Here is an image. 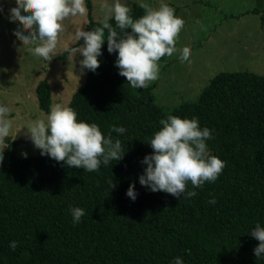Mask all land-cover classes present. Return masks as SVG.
<instances>
[{"label": "trees", "instance_id": "obj_1", "mask_svg": "<svg viewBox=\"0 0 264 264\" xmlns=\"http://www.w3.org/2000/svg\"><path fill=\"white\" fill-rule=\"evenodd\" d=\"M85 4L83 30H91L104 18L93 19L90 0ZM129 6L134 19L144 14L138 2ZM108 22L115 27L110 17ZM101 52L99 66L95 72L85 69L84 83L67 106L77 120L96 123L102 134L123 126L124 134L111 136L120 139L124 155L88 172L40 153L16 156L18 140L6 137L0 264H169L176 256L184 264H264L252 252L258 241L248 234L257 222L264 227V74L218 72L196 100L166 113L150 84L133 89L118 74L116 54L106 51V42ZM35 94L38 107L49 112L45 79L36 83ZM168 115L195 116L200 126L213 129L210 154L225 161L216 181L196 188L194 197L151 192L137 180L145 167L142 158L152 151L148 141ZM129 183L137 193L134 201L125 195ZM191 188L189 182L186 190ZM211 197L215 204L208 203ZM73 206L85 212L75 225L68 211ZM11 240L18 241L15 251L8 248Z\"/></svg>", "mask_w": 264, "mask_h": 264}, {"label": "clouds", "instance_id": "obj_2", "mask_svg": "<svg viewBox=\"0 0 264 264\" xmlns=\"http://www.w3.org/2000/svg\"><path fill=\"white\" fill-rule=\"evenodd\" d=\"M144 14L133 18L131 7L121 0H112L107 8L108 15L91 30L76 29L74 40L77 47H65L64 52L79 54L81 69L95 72L100 64L101 47L106 42V51L115 52L114 66L133 89L147 88L149 83L159 78L161 57L178 53L181 63L189 61V46L177 48L178 34L184 26L183 18L175 15V10L165 0L159 6L150 7L143 0H137ZM23 9V11H22ZM8 19L18 20L13 28L22 46L33 56L45 62L57 55L59 35L64 31V20L69 17L84 16L87 12L85 0H15L8 9ZM114 21L113 27L108 21ZM119 29V31H117ZM24 30H27L26 32ZM105 30L107 35L105 36ZM9 105L0 101V162L8 148L6 137L11 130L8 118ZM77 113L67 105L54 104L42 119L34 120L27 128L29 139L41 156L47 155L57 162L63 161L70 168L84 171H98L101 165L119 161L124 155L121 141L113 138L111 132L124 134L123 126H113L109 134H102L96 123L77 120ZM159 127L148 141L152 149L145 154L141 163L145 165L137 180L151 192L162 191L178 200L183 196L197 195L195 189L205 182L213 183L225 167V161L210 154L207 141L213 138L214 130L200 126L197 117L181 118L168 115L158 121ZM26 158L27 153L21 152ZM190 182L192 188L186 190ZM107 188L113 187L109 178ZM125 195L136 199L134 185L129 183ZM215 204V197L208 200ZM73 225L80 223L84 209L69 208ZM258 241L252 249L258 258H264V227L260 223L248 233ZM18 241L11 240L8 248L12 251ZM169 264H184L180 256L173 257Z\"/></svg>", "mask_w": 264, "mask_h": 264}, {"label": "rangeland", "instance_id": "obj_3", "mask_svg": "<svg viewBox=\"0 0 264 264\" xmlns=\"http://www.w3.org/2000/svg\"><path fill=\"white\" fill-rule=\"evenodd\" d=\"M15 0H0V101L9 105L11 121L9 136L17 139L16 156L40 153L29 139L27 128L48 112L37 104L35 86L39 80L49 83L51 103L67 105L71 94L85 78L79 54L64 52L65 47L82 44L74 33L84 27L88 17L66 18L59 35L57 55L45 62L22 46L13 28L18 20L8 19V9ZM90 15L103 19L112 0H90ZM128 5L137 0H121ZM150 7L160 0H143ZM175 15L185 21L178 34L177 48L189 46V61L181 63L178 53L159 61V78L150 82L156 103L164 112L183 101L196 100L212 76L221 71L247 70L264 74V0H165ZM86 5V4H85ZM87 8V7H86ZM23 11V9H22ZM25 32L27 30H24Z\"/></svg>", "mask_w": 264, "mask_h": 264}]
</instances>
